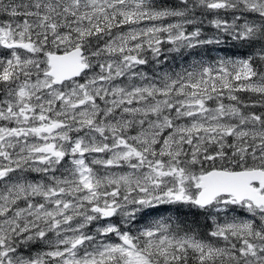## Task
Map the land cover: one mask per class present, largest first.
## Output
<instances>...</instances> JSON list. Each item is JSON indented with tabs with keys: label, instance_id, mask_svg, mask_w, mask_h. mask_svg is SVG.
<instances>
[{
	"label": "snow or ice",
	"instance_id": "6c2138e0",
	"mask_svg": "<svg viewBox=\"0 0 264 264\" xmlns=\"http://www.w3.org/2000/svg\"><path fill=\"white\" fill-rule=\"evenodd\" d=\"M0 264H264V0H0Z\"/></svg>",
	"mask_w": 264,
	"mask_h": 264
},
{
	"label": "trees",
	"instance_id": "16d2710c",
	"mask_svg": "<svg viewBox=\"0 0 264 264\" xmlns=\"http://www.w3.org/2000/svg\"><path fill=\"white\" fill-rule=\"evenodd\" d=\"M214 29H212L209 25L205 24L204 26V33L207 32L212 35L214 33ZM228 51L229 54L236 53L238 50L235 48H228L227 46H216V45H207L202 48H198L196 50H192L191 52L185 51L183 54V59L175 53L167 54L169 56V60L167 62V67L171 68L172 66L175 67L176 70H179V62L183 60H188V58H192L190 62L198 60L201 56H204L205 59H214L217 56L224 55L225 51ZM164 215H173L178 216L180 219L187 220L189 223L193 221V219H200L201 224L203 220L199 217H194L192 212L182 206H173L168 211L163 213ZM150 218H153L152 216Z\"/></svg>",
	"mask_w": 264,
	"mask_h": 264
},
{
	"label": "rangeland",
	"instance_id": "374dc122",
	"mask_svg": "<svg viewBox=\"0 0 264 264\" xmlns=\"http://www.w3.org/2000/svg\"><path fill=\"white\" fill-rule=\"evenodd\" d=\"M215 32V31H214ZM211 35L207 32V34H205V37H210ZM189 59V61L188 60H183V61H180L179 62V68L181 67V66H187L188 64H190V63H192V62H190V60L192 59V58H188ZM171 68H174L175 69V67L174 66H172ZM151 216H148L147 218H146V220L144 221V222H147V221H150L152 218H150ZM116 219H118V218H116ZM112 239H115V237H112Z\"/></svg>",
	"mask_w": 264,
	"mask_h": 264
}]
</instances>
